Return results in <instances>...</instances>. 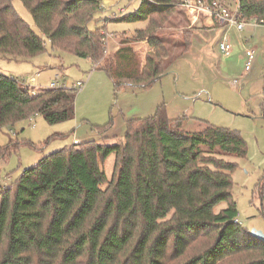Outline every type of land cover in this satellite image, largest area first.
Wrapping results in <instances>:
<instances>
[{
	"label": "trees",
	"instance_id": "trees-1",
	"mask_svg": "<svg viewBox=\"0 0 264 264\" xmlns=\"http://www.w3.org/2000/svg\"><path fill=\"white\" fill-rule=\"evenodd\" d=\"M14 1L0 0V58L32 59L47 40L54 51L89 59L116 91L151 88L192 45L194 27L181 26L192 23L183 0H142L134 12L111 16L146 27L108 56L102 29H90L106 12L103 0H20L39 33ZM241 14L264 25V0H241ZM144 42L150 50L141 59L132 44ZM77 95L73 88L34 94L0 73V129L35 115L51 125L74 120ZM198 123L203 128L187 131V117L170 118L161 105L153 117L129 120L118 143L74 144L25 170L0 189V264H264V237L243 227L232 194L246 142L236 131ZM19 145L4 148L1 160ZM258 193L264 196V178Z\"/></svg>",
	"mask_w": 264,
	"mask_h": 264
},
{
	"label": "rangeland",
	"instance_id": "rangeland-1",
	"mask_svg": "<svg viewBox=\"0 0 264 264\" xmlns=\"http://www.w3.org/2000/svg\"><path fill=\"white\" fill-rule=\"evenodd\" d=\"M107 1L108 5H114V0H103L102 5ZM141 2L122 0L116 8L125 9V14H129ZM13 5L21 18L39 33L24 4L15 0ZM106 12L96 17L90 29H102L108 56L121 46V41L126 37L132 39L146 24L113 23L112 15L107 16ZM178 17L180 21L184 19ZM191 18L197 22L181 25L187 30L194 27L190 50L176 60L172 73L147 90L124 87L116 91L108 74L97 69L89 59L54 51L47 40L45 51L32 59L0 58V73L25 82L34 94L50 88L56 77L69 89L78 81L87 82L78 91L74 120L51 125L41 115H35L0 129V189L11 187L25 170L52 153L72 147L76 140L107 145L122 141L129 120L153 117L158 107L164 105L168 117H187V131H199L204 125L198 122H206L241 134L248 152L246 158L238 161L239 168L233 174L232 194L243 227L264 235V196L258 193V184L264 178V25L252 20L239 32L235 28L211 25L206 17ZM225 36L232 45L229 57L219 48ZM132 46L141 59L150 50L145 42ZM247 50L255 51L248 71ZM104 60L105 56L100 62ZM18 142L17 151L1 160L2 150ZM114 164V155L104 163L108 183L113 177Z\"/></svg>",
	"mask_w": 264,
	"mask_h": 264
},
{
	"label": "built area",
	"instance_id": "built-area-1",
	"mask_svg": "<svg viewBox=\"0 0 264 264\" xmlns=\"http://www.w3.org/2000/svg\"><path fill=\"white\" fill-rule=\"evenodd\" d=\"M181 7L185 10L186 14L191 17H197L201 19L206 17L211 25L224 28H235L237 31H244L249 21L242 19L241 14V0H212V1H196V0H183ZM125 10H122L118 15H122ZM192 23H196L191 18ZM252 21V20H250ZM256 21V20H255ZM257 22V21H256ZM219 48L222 54L226 57L231 56L232 45L230 39L225 36L219 43ZM247 63L246 71L250 69V66L255 59V51H246ZM86 81H78L73 85V89L81 91L86 86ZM30 88V87H29ZM53 89H69L65 84L53 82L50 85Z\"/></svg>",
	"mask_w": 264,
	"mask_h": 264
},
{
	"label": "crops",
	"instance_id": "crops-1",
	"mask_svg": "<svg viewBox=\"0 0 264 264\" xmlns=\"http://www.w3.org/2000/svg\"><path fill=\"white\" fill-rule=\"evenodd\" d=\"M108 2L109 1H107V3H104L102 6H103V8H104V10L105 11H107L105 14L107 15V16H110V15H112V16H114V15H116V16H118V14L122 11V10H125V9H119V7L118 8H116L121 2H122V0H114V5H108ZM114 6V7H113ZM115 9H117L118 10V12H115ZM125 12H126V10H125ZM125 12L123 13V14H125ZM122 14V15H123ZM208 21V20H207ZM209 23V22H208ZM75 143L76 144H80V143H78V141L76 140L75 141ZM240 218V217H239Z\"/></svg>",
	"mask_w": 264,
	"mask_h": 264
},
{
	"label": "water",
	"instance_id": "water-1",
	"mask_svg": "<svg viewBox=\"0 0 264 264\" xmlns=\"http://www.w3.org/2000/svg\"><path fill=\"white\" fill-rule=\"evenodd\" d=\"M255 231V230H254ZM253 231V232H254ZM257 234L259 235V236H261V237H264V235L261 233V232H257Z\"/></svg>",
	"mask_w": 264,
	"mask_h": 264
}]
</instances>
